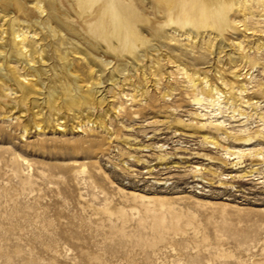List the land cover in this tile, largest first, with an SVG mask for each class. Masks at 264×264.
<instances>
[{"label": "rangeland", "instance_id": "rangeland-1", "mask_svg": "<svg viewBox=\"0 0 264 264\" xmlns=\"http://www.w3.org/2000/svg\"><path fill=\"white\" fill-rule=\"evenodd\" d=\"M99 1L75 0L99 48H58L22 12L0 18L33 60L45 52L31 62L41 90L0 108V264H264V0L221 5L203 24L171 8L159 39ZM170 49L207 82L179 73ZM1 56L35 81L23 56Z\"/></svg>", "mask_w": 264, "mask_h": 264}, {"label": "bare ground", "instance_id": "bare-ground-1", "mask_svg": "<svg viewBox=\"0 0 264 264\" xmlns=\"http://www.w3.org/2000/svg\"><path fill=\"white\" fill-rule=\"evenodd\" d=\"M238 1L239 0H165V3L163 4L162 0H110V3L113 6L115 12L120 9H132L134 14H138V22H145V31L151 36V39H159L162 36L158 30V21L160 18H163V21L170 22L172 18L170 15L171 8H177V13H179V16L182 18H185L190 14L188 18L192 17V19L197 21V23L203 24L207 21V18L212 16L214 13H221V5L230 4V6H234L238 4ZM97 4L100 6V8H102L104 6V1L100 0L97 2ZM190 4L191 6L189 9H187V6ZM29 7L32 8V11H28ZM192 9L196 10L197 13H190ZM14 12H22V23H25V27H33L38 29V33L43 35V39L46 38V36L50 37L53 39L52 41H54L58 48L65 43L74 46L77 40L84 42L89 48H99V45L95 44L91 40L90 29L86 27L84 23L79 21L78 18L80 16V11L77 9L75 0H0V18H4ZM188 18H186V20H188ZM69 19L73 22L69 23ZM4 32L11 34V41L5 40L4 42H0V108H7V106H9L10 102L6 100L9 94H16L17 92L21 91L22 101L24 102L29 98L30 94L38 93L41 90L40 87H37V84H40V78L42 74H44V70L41 68L31 67V62H37L38 64H43L45 62L44 54H42V52L45 53L44 49L41 50V53L37 54L35 58L36 60H33V58L30 57L31 52L27 47V36L22 30L12 29L9 33L8 28H3L2 31H0V35ZM247 33L251 32L248 31ZM65 35H68L69 38L65 39ZM0 39L2 40L3 38L1 37ZM238 45L240 46V43ZM54 49L56 50L57 48L55 47ZM155 49L156 48H152V51ZM216 50L217 52L214 54L216 59H219V54L222 51L221 46H218ZM212 53L213 52H210L209 54ZM83 54L84 57L89 60V62L99 61L97 56L93 54H90L86 51ZM1 55L10 59L15 58L18 60H20L21 56H23L22 60L29 69V76L34 77L35 81H31L27 75H23L21 77L17 75L13 69L6 67V61L5 59L2 60ZM186 55H188L187 52H174L171 50V55L169 58L173 59L172 62H179V64L176 65L178 72L186 76L189 81L194 80L199 81L200 83L203 81L207 82V70H204V68L193 67L190 69L191 71H188L186 63L182 62ZM104 56L105 53L102 54L101 58ZM145 56L146 55L143 54V57ZM66 57L67 53L64 52V55H62L60 59L65 60ZM197 62L198 64L202 65L209 63V60L205 59L204 57H199L196 60V63ZM6 68L11 70L12 77L15 80L25 82L21 88L22 90H17L16 86H13V84L10 82V79L3 70ZM67 72L70 74L68 70ZM160 74L162 75V73ZM100 75L103 76L102 74ZM234 76L236 79H242L239 78V75ZM100 82L101 81L99 80L96 85H98ZM240 86L242 89L244 88L243 84ZM211 90H215L218 93L220 92V89L214 85L211 89H209V92H211ZM48 94L52 100V103H55L58 99L57 92L49 91ZM80 99L86 102L87 98L83 95L80 97L70 96L67 97L65 101L68 104H78ZM13 108L14 106L11 105L9 110L12 111ZM36 125L40 126V123L36 121ZM213 140L214 142H217V140L212 139V141ZM231 152L239 153L240 149L232 150Z\"/></svg>", "mask_w": 264, "mask_h": 264}]
</instances>
